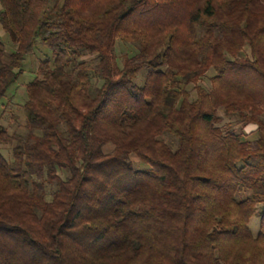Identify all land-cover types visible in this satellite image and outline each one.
Returning <instances> with one entry per match:
<instances>
[{"label": "trees", "instance_id": "16d2710c", "mask_svg": "<svg viewBox=\"0 0 264 264\" xmlns=\"http://www.w3.org/2000/svg\"><path fill=\"white\" fill-rule=\"evenodd\" d=\"M0 26V104L51 52L0 153V264H264V0H0Z\"/></svg>", "mask_w": 264, "mask_h": 264}, {"label": "rangeland", "instance_id": "374dc122", "mask_svg": "<svg viewBox=\"0 0 264 264\" xmlns=\"http://www.w3.org/2000/svg\"><path fill=\"white\" fill-rule=\"evenodd\" d=\"M0 41L3 43L5 48V56L3 58V62H8V55L14 51V45L9 39L8 35L4 33L0 26ZM135 52V48L131 44H127L121 41H117L115 45V57L117 64L119 66L122 65L124 56H130ZM88 61L92 59L91 56L85 57ZM51 52L39 42H36L33 50L30 54L25 56V60L23 62L22 73L18 76L17 80L13 82L7 89L4 98L1 100L0 104V115L1 125L7 130V132L13 138L9 144L0 145V153L4 156L5 159L10 160L12 148L15 144V138L20 135H24L27 132L25 127V113L23 110V103L26 99L24 86L26 83L35 78L36 70L39 63L50 60ZM92 61V60H91ZM145 70L140 71L138 77L135 82L141 84L143 81V77L145 74ZM211 75L208 73L207 76ZM200 84L203 86L208 85V78L204 77L200 81ZM189 93L191 98H195V91L193 87H189ZM220 117V122L217 124V127L221 129L225 127L227 124H230V128L235 130L236 132H240L245 134L244 139H253L255 134H253L254 126H242L234 117L225 115L222 111L218 112ZM164 140L170 144L172 149L176 148L173 138L165 135ZM112 150L111 145H107L104 147L105 152H110ZM129 159L134 167L136 168H146L147 165L141 163L134 155H130ZM56 173L64 178L67 176V171L62 169H56ZM49 199V197H47ZM251 229L253 235L256 234L258 229V219L254 218L251 221Z\"/></svg>", "mask_w": 264, "mask_h": 264}]
</instances>
